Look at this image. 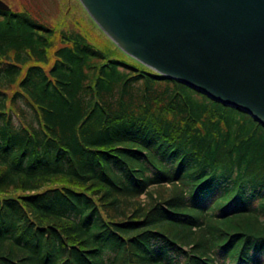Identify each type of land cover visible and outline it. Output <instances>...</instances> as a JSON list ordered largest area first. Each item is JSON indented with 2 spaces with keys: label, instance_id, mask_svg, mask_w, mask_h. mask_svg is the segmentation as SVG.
<instances>
[{
  "label": "trees",
  "instance_id": "1",
  "mask_svg": "<svg viewBox=\"0 0 264 264\" xmlns=\"http://www.w3.org/2000/svg\"><path fill=\"white\" fill-rule=\"evenodd\" d=\"M0 264H264V127L0 11Z\"/></svg>",
  "mask_w": 264,
  "mask_h": 264
},
{
  "label": "water",
  "instance_id": "2",
  "mask_svg": "<svg viewBox=\"0 0 264 264\" xmlns=\"http://www.w3.org/2000/svg\"><path fill=\"white\" fill-rule=\"evenodd\" d=\"M80 1L130 57L264 127V0Z\"/></svg>",
  "mask_w": 264,
  "mask_h": 264
},
{
  "label": "rangeland",
  "instance_id": "3",
  "mask_svg": "<svg viewBox=\"0 0 264 264\" xmlns=\"http://www.w3.org/2000/svg\"><path fill=\"white\" fill-rule=\"evenodd\" d=\"M13 12H29L53 29L75 31L89 38L94 46L118 47L91 18L80 0H3ZM103 43V44H102ZM115 44L116 46H114ZM123 51L120 47H118ZM124 52V51H123ZM125 53V52H124ZM126 54V53H125ZM128 55V54H126ZM131 58V57H130ZM145 200V196H142Z\"/></svg>",
  "mask_w": 264,
  "mask_h": 264
}]
</instances>
